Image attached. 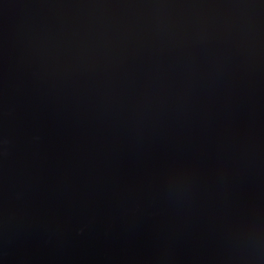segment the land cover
<instances>
[{"label":"water","instance_id":"1","mask_svg":"<svg viewBox=\"0 0 264 264\" xmlns=\"http://www.w3.org/2000/svg\"><path fill=\"white\" fill-rule=\"evenodd\" d=\"M0 264H264V0H0Z\"/></svg>","mask_w":264,"mask_h":264}]
</instances>
